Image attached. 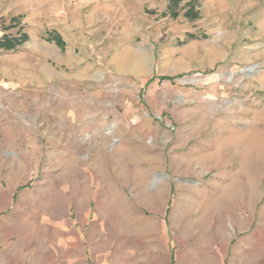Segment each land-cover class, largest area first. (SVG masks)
<instances>
[{"label": "rangeland", "instance_id": "374dc122", "mask_svg": "<svg viewBox=\"0 0 264 264\" xmlns=\"http://www.w3.org/2000/svg\"><path fill=\"white\" fill-rule=\"evenodd\" d=\"M170 1L0 0V264H264V0Z\"/></svg>", "mask_w": 264, "mask_h": 264}, {"label": "trees", "instance_id": "16d2710c", "mask_svg": "<svg viewBox=\"0 0 264 264\" xmlns=\"http://www.w3.org/2000/svg\"><path fill=\"white\" fill-rule=\"evenodd\" d=\"M172 2L173 1L171 0L170 5L172 4ZM194 15L198 16V13H195ZM175 17H178V15H175ZM186 17L188 18V13L186 14ZM27 41H28L27 36H21L15 39L1 38L0 39V50L13 51V50H16L22 47ZM155 79L156 77L154 76L151 80H149L147 82V86L150 85ZM159 79L162 81H168L170 83H174V81L176 80V78H171V77H160Z\"/></svg>", "mask_w": 264, "mask_h": 264}, {"label": "bare ground", "instance_id": "6f19581e", "mask_svg": "<svg viewBox=\"0 0 264 264\" xmlns=\"http://www.w3.org/2000/svg\"><path fill=\"white\" fill-rule=\"evenodd\" d=\"M135 61H136V59H135ZM141 61V60H140ZM140 61H136V62H138V63H140ZM144 62V61H143ZM135 64L134 62H131L130 60H123V61H121V65H122V67H124V68H128V69H130V70H132V71H137V70H139V65L140 64ZM144 64V63H143ZM138 65V66H137ZM138 72V71H137Z\"/></svg>", "mask_w": 264, "mask_h": 264}]
</instances>
